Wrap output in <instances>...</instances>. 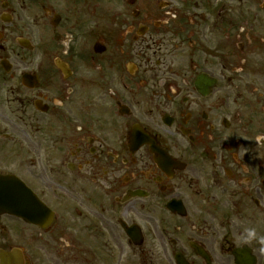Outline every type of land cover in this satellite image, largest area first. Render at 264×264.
Returning a JSON list of instances; mask_svg holds the SVG:
<instances>
[{"label": "flooded vegetation", "instance_id": "obj_1", "mask_svg": "<svg viewBox=\"0 0 264 264\" xmlns=\"http://www.w3.org/2000/svg\"><path fill=\"white\" fill-rule=\"evenodd\" d=\"M0 264H264V0H0Z\"/></svg>", "mask_w": 264, "mask_h": 264}, {"label": "water", "instance_id": "obj_2", "mask_svg": "<svg viewBox=\"0 0 264 264\" xmlns=\"http://www.w3.org/2000/svg\"><path fill=\"white\" fill-rule=\"evenodd\" d=\"M2 181V179L0 180V182ZM3 202H5V198L4 197H0V206L3 205Z\"/></svg>", "mask_w": 264, "mask_h": 264}]
</instances>
